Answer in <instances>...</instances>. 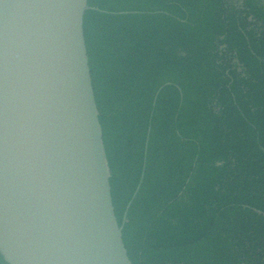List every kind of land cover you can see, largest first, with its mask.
<instances>
[{
	"label": "trees",
	"instance_id": "16d2710c",
	"mask_svg": "<svg viewBox=\"0 0 264 264\" xmlns=\"http://www.w3.org/2000/svg\"><path fill=\"white\" fill-rule=\"evenodd\" d=\"M88 8L89 69L131 264H264V218L253 212L264 214V7Z\"/></svg>",
	"mask_w": 264,
	"mask_h": 264
},
{
	"label": "water",
	"instance_id": "95a60500",
	"mask_svg": "<svg viewBox=\"0 0 264 264\" xmlns=\"http://www.w3.org/2000/svg\"><path fill=\"white\" fill-rule=\"evenodd\" d=\"M89 10L88 0H0V257L6 264H131L112 204L85 45ZM149 136L150 129L147 146Z\"/></svg>",
	"mask_w": 264,
	"mask_h": 264
},
{
	"label": "rangeland",
	"instance_id": "374dc122",
	"mask_svg": "<svg viewBox=\"0 0 264 264\" xmlns=\"http://www.w3.org/2000/svg\"><path fill=\"white\" fill-rule=\"evenodd\" d=\"M233 6H235L237 9H241V4H239V3H233Z\"/></svg>",
	"mask_w": 264,
	"mask_h": 264
},
{
	"label": "flooded vegetation",
	"instance_id": "af4514ba",
	"mask_svg": "<svg viewBox=\"0 0 264 264\" xmlns=\"http://www.w3.org/2000/svg\"><path fill=\"white\" fill-rule=\"evenodd\" d=\"M234 3H235V2H234ZM231 5H233V3H232Z\"/></svg>",
	"mask_w": 264,
	"mask_h": 264
}]
</instances>
